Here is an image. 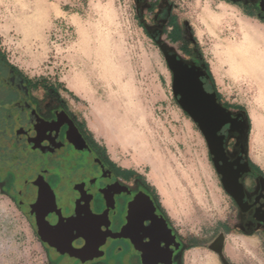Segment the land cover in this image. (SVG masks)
<instances>
[{"label":"flooded vegetation","instance_id":"flooded-vegetation-1","mask_svg":"<svg viewBox=\"0 0 264 264\" xmlns=\"http://www.w3.org/2000/svg\"><path fill=\"white\" fill-rule=\"evenodd\" d=\"M222 1L264 24V0ZM135 6L163 56L185 69L191 99L204 105L192 112L203 114L208 154L229 198L217 232L210 239L183 234L154 188L112 162L59 91L31 81L1 51L0 191L26 217L41 264H196L197 250H208L217 264H243L227 247L230 236L253 246L264 264V151L252 150L248 111L222 98L172 0H135ZM170 72L174 98L184 102L180 77Z\"/></svg>","mask_w":264,"mask_h":264},{"label":"rangeland","instance_id":"rangeland-1","mask_svg":"<svg viewBox=\"0 0 264 264\" xmlns=\"http://www.w3.org/2000/svg\"><path fill=\"white\" fill-rule=\"evenodd\" d=\"M172 2L174 16L189 24L211 71L218 66L210 52L215 40L198 35L204 6L211 13H218L221 6L226 10L217 30L219 41L240 38L238 19L264 27L222 0ZM146 19L150 21L148 15ZM0 51L31 81L59 91L112 162L137 173L154 188L183 234L214 236L228 215L229 198L203 135L174 98L171 72L140 23L135 0H0ZM217 73L212 74L222 98L241 104L248 113L249 109L259 112L256 98L264 93V77L245 72L234 79L224 70ZM69 80L80 81L87 97L70 92ZM230 237L227 247L232 255L246 264H260L253 246ZM197 251L196 264H217L208 250ZM41 261V248L26 217L0 191V264Z\"/></svg>","mask_w":264,"mask_h":264},{"label":"bare ground","instance_id":"bare-ground-1","mask_svg":"<svg viewBox=\"0 0 264 264\" xmlns=\"http://www.w3.org/2000/svg\"><path fill=\"white\" fill-rule=\"evenodd\" d=\"M225 11L223 6L219 7L218 13H211L206 6L200 11L199 19L202 31L198 35L201 33L207 34L215 40L210 52L217 59L218 66L212 69V73L218 75L217 72L219 70H224L228 76L237 79L243 73L249 72L259 79H262L264 77V27L244 18L238 19L237 26L240 30V38L235 41H219L217 39V30L221 26L223 18L226 17ZM67 88L76 97H87V92L80 81L69 80ZM256 100L259 106V112L249 109L248 113L251 121V147L255 152L264 151V93L262 91L257 94ZM150 177L159 194L162 196L164 205L168 207L167 199L161 189L162 187L158 185L152 173Z\"/></svg>","mask_w":264,"mask_h":264},{"label":"water","instance_id":"water-1","mask_svg":"<svg viewBox=\"0 0 264 264\" xmlns=\"http://www.w3.org/2000/svg\"><path fill=\"white\" fill-rule=\"evenodd\" d=\"M164 56H165V61L167 63V66H168L169 70L174 72V77L175 78H176V76L180 77V78L177 79L178 83H179V86H180V91H181L182 95H185V97H187V99L184 102L183 101H179L178 104H179L180 108L184 112H187L189 114V116L191 117V120L194 123L198 124L199 131L203 135L204 131H203L202 123L204 121L201 118L203 116V114L199 113V116H196V115L193 114L192 110H194V109L195 110L196 109L197 110L202 109L204 107V105L200 101L196 102V101L191 99V96H190V83H189V80L186 78L187 75H186L185 69L184 70H183V68L181 69L180 66H178L179 69L178 68L176 69L174 67V64L176 62L174 56L167 55L166 53H164ZM172 90H173V95L175 96L176 95V91H175L176 89H175L174 85L172 87Z\"/></svg>","mask_w":264,"mask_h":264},{"label":"trees","instance_id":"trees-1","mask_svg":"<svg viewBox=\"0 0 264 264\" xmlns=\"http://www.w3.org/2000/svg\"><path fill=\"white\" fill-rule=\"evenodd\" d=\"M65 89V88H64ZM65 91H67V90H65Z\"/></svg>","mask_w":264,"mask_h":264}]
</instances>
